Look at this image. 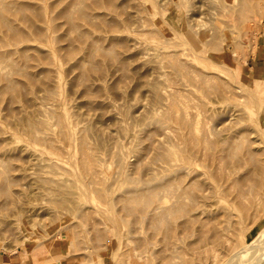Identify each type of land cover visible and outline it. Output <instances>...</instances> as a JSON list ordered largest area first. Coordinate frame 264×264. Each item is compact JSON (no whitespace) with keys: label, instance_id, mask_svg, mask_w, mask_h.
I'll return each instance as SVG.
<instances>
[{"label":"rangeland","instance_id":"obj_1","mask_svg":"<svg viewBox=\"0 0 264 264\" xmlns=\"http://www.w3.org/2000/svg\"><path fill=\"white\" fill-rule=\"evenodd\" d=\"M220 2L217 11L207 0H0V16L13 28L0 19V254L23 264H135L126 255L134 242L121 200L146 185L174 184L180 173L217 174L222 164L204 152L220 149L223 118L255 129L249 108L264 97V53L257 52L264 0H234L245 8L231 14ZM174 17L192 26L196 40L226 26L215 46L203 47L226 66L192 64L219 81L171 69L165 20ZM170 99L176 112L163 118ZM190 149L199 153L189 162ZM254 165L247 158L238 173L248 191ZM251 193L250 236L264 227V188Z\"/></svg>","mask_w":264,"mask_h":264},{"label":"bare ground","instance_id":"obj_2","mask_svg":"<svg viewBox=\"0 0 264 264\" xmlns=\"http://www.w3.org/2000/svg\"><path fill=\"white\" fill-rule=\"evenodd\" d=\"M207 1L212 10H217L215 4L219 0ZM220 1L222 12L227 11L231 14L229 12L231 8V10H234V8L239 9L242 6V8H245L243 3L239 5L238 3L235 4L234 0L229 1V3L228 0ZM174 13H176L175 10ZM0 19L7 27V30H13L11 24L3 15L0 16ZM165 21L169 23V28L173 33V37H168L167 41H170V43L172 41L174 44V51L166 53L165 57L174 73L183 76H193L192 73L194 72L203 83L219 81V75L216 73L209 71L202 72L194 69L192 64L195 62H205L209 64L207 65L209 68H215L223 64L212 59L211 54L207 52L208 49H204L203 47L208 44L215 46L214 40L218 37V35H215L216 32L226 30V26L217 29H215L216 27H212L206 33L203 30L204 32H201L205 34L198 35L200 38L196 40L195 30L190 24H187V26L179 17H174V23L170 19L167 20V18ZM68 23L70 27H74L72 21L68 20ZM209 36L211 41L206 42V37ZM224 40L229 42L226 34ZM224 65H221V67ZM239 86L244 90V84L240 83ZM154 92L155 96L160 98L161 94H159L158 89H155ZM177 93L178 90L174 89V101L178 94H180ZM253 99L256 106L255 110L249 108V116L253 118V115H255L256 117H254V120L250 118L249 121L254 125L255 129H239L237 128L240 123L238 118L231 121L230 118L224 117L222 121L224 125L222 127L223 135L219 140H216V143L221 144L220 149L204 152L205 155L207 153V156H211L212 159L216 158L217 163L222 164L220 167L218 165L217 174H209L207 179L200 180L199 173L194 174L189 179L186 178L189 173H180L179 176H174V184L172 181H169L170 183L166 182L160 186L146 185L144 188H139L135 194L121 200L123 201L122 208L128 224V233L132 237L130 241L134 242V245L127 250L128 253L126 254L132 263L264 264V227L250 236L248 226H246L249 209L252 207L250 194L254 192L260 195L261 190L264 188V157L262 156L264 154V97H253ZM174 101L170 99V112L165 113L163 118H167L171 111H174ZM175 107L178 106L175 105ZM177 120L181 124L189 125L188 121H185L181 117ZM27 125L28 130L31 131L32 123L28 122ZM249 134H253L254 136L252 138L246 136ZM205 139L204 144H206ZM244 142L247 143L245 155L241 153ZM207 145L211 148V143H208V141ZM84 146V140H81L80 147L83 149ZM206 146L205 148H208ZM193 150L195 149L188 151L187 160L189 162L195 157L194 155L199 153L198 150ZM170 155L171 152L167 151L162 157L168 159ZM182 155L184 156V154ZM247 158L254 161L255 168L253 172L256 175L251 180L249 191L243 188L244 177L238 176L239 171L243 168L244 160H247ZM167 197L173 198L171 204L166 203ZM112 219V227L109 231L115 238L118 248L120 231H116L114 227L117 219ZM158 235L160 236L158 237ZM156 245H158V248H155ZM113 253L115 254V251ZM148 256H151V262L147 263L146 258Z\"/></svg>","mask_w":264,"mask_h":264},{"label":"crops","instance_id":"obj_3","mask_svg":"<svg viewBox=\"0 0 264 264\" xmlns=\"http://www.w3.org/2000/svg\"><path fill=\"white\" fill-rule=\"evenodd\" d=\"M261 41L262 45L264 47V24L261 29ZM261 50V49H260ZM258 53H264L263 51H257ZM0 264H23V260L20 257L6 255V254H0Z\"/></svg>","mask_w":264,"mask_h":264}]
</instances>
